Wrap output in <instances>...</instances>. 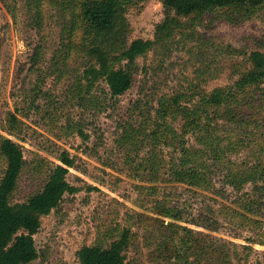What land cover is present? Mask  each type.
<instances>
[{
	"label": "rangeland",
	"instance_id": "374dc122",
	"mask_svg": "<svg viewBox=\"0 0 264 264\" xmlns=\"http://www.w3.org/2000/svg\"><path fill=\"white\" fill-rule=\"evenodd\" d=\"M39 2L37 9L30 0L29 9L27 0H0V140L17 142L26 162L12 203L27 202L39 193L63 152L74 159L67 179L77 191L66 194L59 207L42 218L34 236L39 257L31 264H79L77 254L83 247L107 248L124 229L133 234L126 264H178L166 249L180 246L173 237H183L184 228L223 248L232 264H264V195L252 184L238 191L228 181L237 165L256 162L250 149L237 153L226 147L239 138L255 140L261 131L221 123V147L214 150L219 160L211 154L208 161L214 166L209 192L172 181L170 170L183 157L173 144L157 146L159 176L152 178L144 174L155 173L145 171L154 146H135L124 139L130 129H143L150 136L158 129L181 132L180 115L160 118L166 98L212 93L245 73L250 53L264 52V7L240 23L225 21L219 12L196 21L183 19L166 44L137 60L132 88L114 99L105 82L86 92L81 77L87 60L81 32L71 31L74 18L67 2ZM125 17L129 43L155 40L165 11L159 0H128ZM36 51L45 53L39 71L31 59ZM194 98L181 104L193 107L199 102ZM11 114L22 123L19 138L6 131ZM186 141L187 147L196 148L193 135ZM5 170L0 154V182ZM246 195L262 202L255 215L247 213L254 221L251 226L232 214ZM161 203L180 219L162 216L157 208ZM213 263L209 259L203 264Z\"/></svg>",
	"mask_w": 264,
	"mask_h": 264
},
{
	"label": "trees",
	"instance_id": "16d2710c",
	"mask_svg": "<svg viewBox=\"0 0 264 264\" xmlns=\"http://www.w3.org/2000/svg\"><path fill=\"white\" fill-rule=\"evenodd\" d=\"M65 1L68 9L73 11L71 31L81 32L80 47L87 60L81 80L85 82L86 92L92 93L98 83L105 82L114 99L123 96L132 88L137 60L145 57L158 45L166 44L183 26V19L196 21L219 12L225 21L240 23L264 7V0H159L165 11V20L157 26L156 39H138L129 43L130 26L125 17L128 0ZM33 2L38 9L40 2ZM27 5L30 9V0H27ZM38 20L39 18L36 20L37 27H41ZM44 57L45 53L40 51H36L32 56L33 66L38 67L37 71L43 64ZM248 60L250 68L230 86L216 89L212 93H191L186 96L179 94L164 100L160 118L165 120L169 116L180 115L183 123L181 132L176 129L167 132L158 129L154 136H150L143 129H130L126 132L124 139L128 143L135 146H154L152 158L149 159L148 169L145 171L152 169L155 173L144 171L146 177L159 176L157 167L160 159L157 146L169 142L183 152L181 162L173 164L170 170L172 181L212 191L214 166L208 161L211 154L216 156L214 159L219 160L214 152L217 147H221L218 131L221 132L222 122L229 121L239 128L261 131L255 136V140L239 138L227 144V149L231 148L237 153L241 152L243 147L250 149L256 162L252 166L242 163L230 170L229 184L238 191H243L246 186L252 184L254 191L260 196L264 195V132L260 130L264 128V52L252 51ZM196 96L199 97V102L193 107L181 104L183 100L193 102ZM6 131L11 137L21 136L22 123L15 114L9 116ZM190 134L195 137L197 143L194 150L187 147L186 136ZM0 154L6 163V170L0 182V264H31L39 257L34 236L41 229L42 218L58 208L66 194H74L77 191L67 179L75 162L69 153L63 152L59 157L60 164L50 169L43 189L27 202L13 204L12 197L26 164L24 153L12 138L3 137L0 140ZM221 163L224 161L221 160ZM218 164L220 163L214 165ZM231 165L235 164H228ZM149 181L154 182L151 179ZM250 198L246 195V200L238 202L240 210L232 211L235 218L248 226L254 221L247 213L255 215L256 209L262 205L260 199ZM157 208L166 218L180 219L178 213L175 214L162 203L158 204ZM169 226L178 227L176 224ZM183 232V237L179 238L178 234L173 237L174 241H180V246L166 249L172 252L170 257L176 259L178 264H203L209 259H214L213 264H232L223 248L217 247L215 243L207 244L190 229L184 228ZM132 237L131 230L124 229L107 248L83 247L77 254L79 264H126Z\"/></svg>",
	"mask_w": 264,
	"mask_h": 264
}]
</instances>
